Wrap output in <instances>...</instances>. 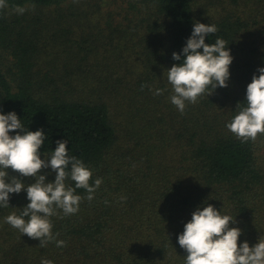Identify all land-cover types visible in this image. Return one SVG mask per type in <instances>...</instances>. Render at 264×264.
Segmentation results:
<instances>
[{
	"label": "trees",
	"instance_id": "trees-1",
	"mask_svg": "<svg viewBox=\"0 0 264 264\" xmlns=\"http://www.w3.org/2000/svg\"><path fill=\"white\" fill-rule=\"evenodd\" d=\"M6 2L0 114L15 112L24 130L44 132L41 159L67 140L69 155L92 171L90 183L103 182L91 201L76 189L77 213L50 218L65 247H40L6 223L29 203L25 190L10 193L9 207L0 206V264H185L177 237L208 204L235 219L238 244L264 238V135L241 142L226 127L264 68V0ZM195 22L216 25L205 43L225 40L233 60L228 87L181 113L160 66L182 62ZM6 171L25 187L38 178ZM38 174L54 181L51 168Z\"/></svg>",
	"mask_w": 264,
	"mask_h": 264
},
{
	"label": "clouds",
	"instance_id": "clouds-1",
	"mask_svg": "<svg viewBox=\"0 0 264 264\" xmlns=\"http://www.w3.org/2000/svg\"><path fill=\"white\" fill-rule=\"evenodd\" d=\"M8 6L6 0H0V9ZM30 7L34 10L35 5ZM27 10V7L14 8L17 14ZM217 30L214 24L195 22L182 48V62L167 70V80L174 93L170 100L181 113L186 103L195 104L206 93L210 96L217 86L228 87L233 60L228 43L220 38L215 43H205V38ZM172 58L181 61V54L173 52ZM257 71L259 76L253 75L246 88V106L226 125L241 142L255 141L258 135H264V68ZM162 91L157 89L155 94ZM10 132L16 134L9 135ZM45 138L41 130H24L15 112L0 114V206L9 207V194L25 190L29 203L19 215L14 212L5 217V222L21 234L39 240L40 247L52 241L57 247H65V241L56 240L58 234H53L50 218L57 215V210H62L65 216L77 213L83 197L76 194V189L86 190V198L91 201L103 181L97 178L90 183L92 171L76 156L69 155L67 140H57L50 158L41 159ZM9 168L23 177L38 178L25 187L20 179L8 177ZM46 168L55 173L53 182H46L45 175L38 174ZM68 179L75 182V187L66 184ZM235 222L232 216L222 215L211 204L198 207L177 237L179 246L187 253L185 264H264V238L252 247L246 241L238 244L241 229L229 226ZM41 264L53 262L44 259Z\"/></svg>",
	"mask_w": 264,
	"mask_h": 264
},
{
	"label": "rangeland",
	"instance_id": "rangeland-1",
	"mask_svg": "<svg viewBox=\"0 0 264 264\" xmlns=\"http://www.w3.org/2000/svg\"><path fill=\"white\" fill-rule=\"evenodd\" d=\"M139 65V64H138ZM130 66V65H129ZM138 68V67H137ZM170 69V66L167 64H163L160 66V71L163 72V74L167 75V70ZM136 70V68H135Z\"/></svg>",
	"mask_w": 264,
	"mask_h": 264
}]
</instances>
